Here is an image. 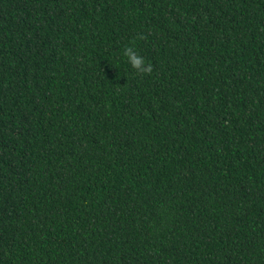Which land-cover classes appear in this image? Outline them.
<instances>
[{
  "label": "trees",
  "instance_id": "16d2710c",
  "mask_svg": "<svg viewBox=\"0 0 264 264\" xmlns=\"http://www.w3.org/2000/svg\"><path fill=\"white\" fill-rule=\"evenodd\" d=\"M0 264H264V0H0Z\"/></svg>",
  "mask_w": 264,
  "mask_h": 264
},
{
  "label": "clouds",
  "instance_id": "9594fccd",
  "mask_svg": "<svg viewBox=\"0 0 264 264\" xmlns=\"http://www.w3.org/2000/svg\"><path fill=\"white\" fill-rule=\"evenodd\" d=\"M121 56L138 73L148 74L152 72L151 63L139 53L134 45H125L121 50Z\"/></svg>",
  "mask_w": 264,
  "mask_h": 264
}]
</instances>
